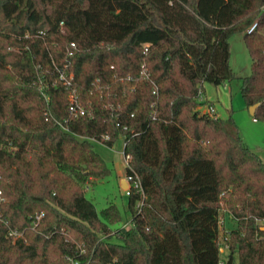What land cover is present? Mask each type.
<instances>
[{
    "label": "trees",
    "instance_id": "16d2710c",
    "mask_svg": "<svg viewBox=\"0 0 264 264\" xmlns=\"http://www.w3.org/2000/svg\"><path fill=\"white\" fill-rule=\"evenodd\" d=\"M235 78L264 122V0H0V264H264V162L197 98ZM91 139L131 155L128 227L85 196L111 174Z\"/></svg>",
    "mask_w": 264,
    "mask_h": 264
},
{
    "label": "rangeland",
    "instance_id": "374dc122",
    "mask_svg": "<svg viewBox=\"0 0 264 264\" xmlns=\"http://www.w3.org/2000/svg\"><path fill=\"white\" fill-rule=\"evenodd\" d=\"M229 43L230 67L234 70L238 77L248 75L251 72V61L249 51H247V47L243 41V34L239 32L232 34L229 38ZM225 84L227 87H224L223 84L211 85L209 83H205V86L208 87L217 86V94H215L213 99L214 102H216V108L219 110L227 109L226 112L232 110V118L235 119L241 135H243L247 143L252 145L257 144V146L259 144H264V130L256 127L264 126V122L259 120H256L257 122L254 123L252 122V115L249 113V109L246 107L240 94V79L235 78L229 82H225ZM222 105H224V108ZM121 146L122 140L115 143L109 150H105L106 148L102 147L100 144H95V149H97L107 159L111 174L104 178L97 179L96 184L88 187L85 192V196L92 201L97 212L105 207L109 202L114 203L119 207L123 219L119 224L113 226V229L115 227L122 226L123 224L129 226L125 221L127 215L124 213L126 195L124 189L118 187L117 182L118 174L121 173L119 164L121 162L123 163V157L119 152ZM220 215L222 226H220L219 237H221L222 242V235L233 226L234 220H231L227 214L221 213Z\"/></svg>",
    "mask_w": 264,
    "mask_h": 264
},
{
    "label": "built area",
    "instance_id": "2783aa9c",
    "mask_svg": "<svg viewBox=\"0 0 264 264\" xmlns=\"http://www.w3.org/2000/svg\"><path fill=\"white\" fill-rule=\"evenodd\" d=\"M255 27V23H253L248 30H252ZM197 98L201 101H204L203 96H202V89L200 88L198 91V95ZM68 102H69V106H70V111H71V115L73 116H79V115H84L85 114V109L83 108V106L80 105L79 100H78V95L77 92L75 90H72L68 96ZM206 106V105H205ZM206 110L209 113H213L215 111V107L212 105H208L206 106ZM104 139H107V136H103ZM93 140L95 143L100 144L108 149L112 148L111 146H108L106 143H104V141L99 140V139H91ZM125 146V142L122 141V146L120 149V155H122L123 157V168H124V176L123 179L126 182V187L124 188V192L126 197L130 195L132 190H136V191H142L141 189V185H140V180L138 178V175L136 172H134L132 170V168L130 167V159H131V155H128L124 152L123 147ZM40 216H42V214L38 215L37 218H39ZM219 220H220V226H222V220H221V215H219ZM257 223L261 226H263L264 228V219H257ZM127 224L129 225V223L127 222ZM123 226L128 227L126 224H123ZM8 236L14 238H18L22 236L21 232H18L17 230H10L8 232ZM83 250H81L82 252ZM71 264H79L78 260H72Z\"/></svg>",
    "mask_w": 264,
    "mask_h": 264
},
{
    "label": "crops",
    "instance_id": "0c3cea01",
    "mask_svg": "<svg viewBox=\"0 0 264 264\" xmlns=\"http://www.w3.org/2000/svg\"><path fill=\"white\" fill-rule=\"evenodd\" d=\"M224 85V87H227V85L226 84H223ZM215 87V88H214ZM217 86H213V87H208V86H205V83H203L202 84V96H203V99H204V101L205 102H210V103H213L214 105V107H215V109H216V112L219 114V115H224L225 113H226V110L227 109H217L216 108V102H214V96H215V94H217ZM224 105H222V107H223ZM224 108V107H223ZM251 120H252V122L254 123V122H257L256 121V119H254V118H252L251 117ZM251 126H253V125H251ZM254 127V126H253ZM256 127H258V128H260V129H263L264 130V126H256ZM239 129V128H238ZM239 134H240V136H242V138H243V140L245 141V143L247 144V146H249L253 151H255V152H257L258 153V155L261 157V159H262V161L264 162V144H259L258 146H257V144L256 145H252V144H250V143H247L246 142V140L244 139V137H243V135H241V132H240V130H239ZM102 146V145H101ZM102 147H104V146H102ZM105 148V147H104ZM120 149V148H119ZM105 150H109V149H105ZM116 153V152H115ZM119 166H120V169H121V173H119L118 174V179H117V182H118V187H120L121 188V186H120V181L123 179V176H124V168H123V163L121 162L120 164H119ZM122 189V188H121ZM128 222V221H127Z\"/></svg>",
    "mask_w": 264,
    "mask_h": 264
},
{
    "label": "water",
    "instance_id": "95a60500",
    "mask_svg": "<svg viewBox=\"0 0 264 264\" xmlns=\"http://www.w3.org/2000/svg\"><path fill=\"white\" fill-rule=\"evenodd\" d=\"M255 107H256V105H252V106H249V107H248V109H249V113H250L251 115L253 114ZM120 186H121L122 189H124V188L126 187V182H125L124 179H122V180L120 181ZM263 229H264V228H263Z\"/></svg>",
    "mask_w": 264,
    "mask_h": 264
}]
</instances>
